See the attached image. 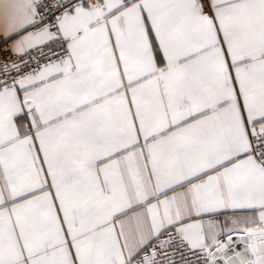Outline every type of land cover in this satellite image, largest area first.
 I'll use <instances>...</instances> for the list:
<instances>
[{
    "label": "snow or ice",
    "instance_id": "1",
    "mask_svg": "<svg viewBox=\"0 0 264 264\" xmlns=\"http://www.w3.org/2000/svg\"><path fill=\"white\" fill-rule=\"evenodd\" d=\"M0 264H264V0H0Z\"/></svg>",
    "mask_w": 264,
    "mask_h": 264
}]
</instances>
